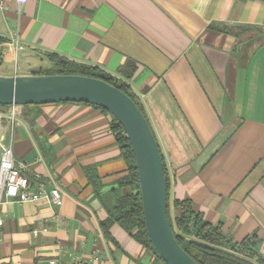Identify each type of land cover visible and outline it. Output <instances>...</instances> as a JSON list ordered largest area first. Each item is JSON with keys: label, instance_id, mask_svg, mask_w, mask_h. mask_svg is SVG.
I'll return each instance as SVG.
<instances>
[{"label": "crops", "instance_id": "0c3cea01", "mask_svg": "<svg viewBox=\"0 0 264 264\" xmlns=\"http://www.w3.org/2000/svg\"><path fill=\"white\" fill-rule=\"evenodd\" d=\"M241 28L252 31L238 37ZM0 37V75H31L49 52L127 82L171 199L190 200L234 243L256 237L264 257V0H6ZM12 50L22 64H6ZM2 111L15 161L57 187L61 204H5L0 264L156 263L135 231L114 224L107 236L101 226L108 213L94 203L96 185L128 172L110 114L84 103L23 106L12 130L10 107Z\"/></svg>", "mask_w": 264, "mask_h": 264}, {"label": "water", "instance_id": "95a60500", "mask_svg": "<svg viewBox=\"0 0 264 264\" xmlns=\"http://www.w3.org/2000/svg\"><path fill=\"white\" fill-rule=\"evenodd\" d=\"M59 103L98 106L121 125L134 154L145 226L155 254L164 264H198L178 243L171 228L160 147L148 119L131 97L104 80L83 75H0L1 106ZM117 187H105L101 194ZM94 203L101 205L99 199ZM146 257L151 260L152 255Z\"/></svg>", "mask_w": 264, "mask_h": 264}, {"label": "trees", "instance_id": "16d2710c", "mask_svg": "<svg viewBox=\"0 0 264 264\" xmlns=\"http://www.w3.org/2000/svg\"><path fill=\"white\" fill-rule=\"evenodd\" d=\"M239 31L241 33L237 34L238 37L252 30L241 28ZM257 32L259 35L262 34L259 31ZM4 43H6V39L0 37V44ZM45 56L50 61L51 66L39 68L33 71V74L83 75L104 80L131 97L148 119L140 99L136 96L127 82L106 73L96 66L70 61L65 57L49 52L45 53ZM1 65L2 54L0 52V66ZM134 71L135 67L132 65L129 72L126 73V78L129 79ZM92 106L109 114L106 110L98 106ZM8 107L9 106L0 105L1 110ZM111 128L116 136L117 144L121 149L122 157L128 165V172L125 177L115 184L118 186L116 189L110 190L103 195L101 194L103 187L99 184L96 185V197L108 213L107 220H105L101 226L107 236L109 235L110 227L114 224L120 225L127 232L135 231L134 236L136 240L146 249L147 253L151 254L152 257L156 259V263L154 264H164L155 254L146 230L140 195L139 177L130 141L126 137L121 125L114 118L111 122ZM165 176L168 187V217L171 228L178 243L198 264H264V257H262L257 248L259 241L256 237H248L241 243H234L232 240L228 239L220 226H214L205 221L203 217L193 209L190 200H172L170 193L171 185L166 166ZM124 188H129L131 192L124 195L122 193Z\"/></svg>", "mask_w": 264, "mask_h": 264}, {"label": "built area", "instance_id": "2783aa9c", "mask_svg": "<svg viewBox=\"0 0 264 264\" xmlns=\"http://www.w3.org/2000/svg\"><path fill=\"white\" fill-rule=\"evenodd\" d=\"M19 5L26 4L28 0H16ZM6 8V0H0V11ZM17 48V47H16ZM9 115L7 116L8 124L13 130L16 119L20 115L22 107L12 105ZM6 117L0 109V125ZM1 160H0V227L3 226L4 220L1 217L2 207L9 202L18 203H39L47 201L53 206L61 204V193L57 187L51 191L47 190L48 183L38 174H30L28 164L17 163L14 158L12 143L4 142L0 137ZM39 232L35 231L37 236ZM50 264H55L51 261Z\"/></svg>", "mask_w": 264, "mask_h": 264}, {"label": "rangeland", "instance_id": "374dc122", "mask_svg": "<svg viewBox=\"0 0 264 264\" xmlns=\"http://www.w3.org/2000/svg\"><path fill=\"white\" fill-rule=\"evenodd\" d=\"M253 34V33H252ZM255 34V33H254ZM3 45V44H2ZM0 52H2V49L0 48ZM8 58H7V60H8V62L6 63L8 66L9 65H11V67H14V65H15V63L17 62V59H18V62H19V64H22V62H23V58H22V55H21V52H19V55H18V58L16 57V53H15V50H12L11 52H10V54H8ZM44 57L46 58V60H47V65H46V67H49V66H51V63H50V61L47 59V57L44 55ZM40 68H42V67H40ZM36 70H38V69H36Z\"/></svg>", "mask_w": 264, "mask_h": 264}]
</instances>
